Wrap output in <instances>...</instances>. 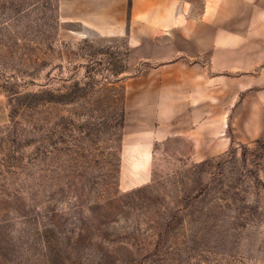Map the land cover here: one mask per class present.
<instances>
[{
    "label": "rangeland",
    "instance_id": "rangeland-1",
    "mask_svg": "<svg viewBox=\"0 0 264 264\" xmlns=\"http://www.w3.org/2000/svg\"><path fill=\"white\" fill-rule=\"evenodd\" d=\"M139 23L132 0H0V264H264V135L151 144L128 84L179 57Z\"/></svg>",
    "mask_w": 264,
    "mask_h": 264
},
{
    "label": "crops",
    "instance_id": "crops-1",
    "mask_svg": "<svg viewBox=\"0 0 264 264\" xmlns=\"http://www.w3.org/2000/svg\"><path fill=\"white\" fill-rule=\"evenodd\" d=\"M192 1L132 0L130 43L168 35L179 58L132 79L126 105L152 122L151 144L178 139L204 161L264 135V0H202L199 14Z\"/></svg>",
    "mask_w": 264,
    "mask_h": 264
}]
</instances>
